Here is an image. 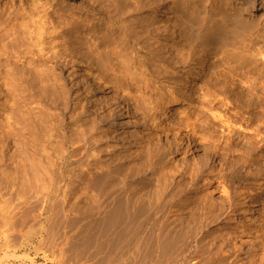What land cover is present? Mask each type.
Returning a JSON list of instances; mask_svg holds the SVG:
<instances>
[{
    "label": "rangeland",
    "instance_id": "obj_1",
    "mask_svg": "<svg viewBox=\"0 0 264 264\" xmlns=\"http://www.w3.org/2000/svg\"><path fill=\"white\" fill-rule=\"evenodd\" d=\"M156 258L264 264V0H0V264Z\"/></svg>",
    "mask_w": 264,
    "mask_h": 264
},
{
    "label": "bare ground",
    "instance_id": "obj_2",
    "mask_svg": "<svg viewBox=\"0 0 264 264\" xmlns=\"http://www.w3.org/2000/svg\"><path fill=\"white\" fill-rule=\"evenodd\" d=\"M255 1V3H259V1L260 0H254ZM231 3V2H230ZM232 4V3H231ZM260 5H262V4H258L257 6H260ZM230 6H232V5H230ZM229 6V7H230ZM231 9L232 8H234V6H232V7H230ZM163 12H162V10H159L158 11V13H157V17H163L164 15L162 14ZM226 27V26H225ZM217 29V28H216ZM219 30V29H218ZM221 30H223L224 31V29H221ZM220 30V31H221ZM215 30H213V32H214ZM218 33V32H217ZM219 34V33H218ZM207 35V34H206ZM212 35V33L210 34V36ZM213 36V35H212ZM214 36L216 37V35L214 34ZM219 37V36H218ZM193 76V75H192ZM191 76V77H192ZM189 85H187L186 87H188ZM177 105H180L179 103H172V104H170L169 106H168V109H167V113L169 114V116L170 115H172V113H173V110L176 108V106ZM190 146L194 149V151H198L201 155H204V156H206L207 154L205 153V151L204 150H201V149H199L198 147H196L195 145H191L190 144ZM208 156V155H207ZM105 173H103V176H105L104 175ZM101 175V174H100ZM102 176V175H101ZM102 181H103V179H102ZM96 182V181H95ZM113 182V181H112ZM105 183H106V181H105ZM99 184H100V182H99ZM111 184H113V183H111ZM107 189V188H106ZM114 189V188H113ZM107 190H109V189H107ZM107 190H104L103 189V191H105V192H107ZM112 190V189H111ZM103 193V192H102ZM261 190H259L258 188L256 189V190H254V192L252 193V195H251V199H248V195L246 194V193H243L242 195H241V202L243 203V204H245L247 207H248V209L249 210H252V209H254L255 208V203H254V200L256 199V198H259V196L261 195ZM104 194H106V193H104ZM110 194V193H109ZM129 206V205H128ZM153 206V205H152ZM151 205H150V207H152ZM124 207V206H123ZM140 207V206H139ZM146 207V206H145ZM148 208V207H147ZM119 209V208H118ZM129 209V208H128ZM141 209V208H140ZM113 211V210H112ZM111 211V212H112ZM116 212H117V209L115 210ZM122 211V210H121ZM123 213V212H122ZM142 213H144V212H142ZM133 214V213H132ZM146 214V213H145ZM106 216V215H105ZM124 216V215H123ZM103 217V216H102ZM101 217V218H102ZM114 214L113 213H109V214H107V216L106 217H104V218H102V220H100L99 222H100V225H101V227H102V225H103V227H104V224H105V226H107V225H111V224H113V220H114ZM148 218V217H147ZM116 220V219H115ZM118 220H119V218H118ZM97 221V220H96ZM98 222V221H97ZM118 222V221H117ZM120 222H122V221H120ZM134 222V220L132 221V223ZM147 222H148V220H147ZM119 223V222H118ZM116 224V223H115ZM87 225V224H86ZM92 225V224H91ZM99 225V224H98ZM117 225V224H116ZM120 225V224H119ZM115 226V225H114ZM102 227V228H103ZM124 227V226H123ZM128 231V230H127ZM163 233V232H162ZM160 237V236H159ZM163 238V237H162ZM117 239V238H116ZM120 240V239H119ZM138 240V239H137ZM160 240V239H159ZM84 246L85 247H87L88 246V244H86V243H84ZM165 250V249H164ZM156 259H158V258H156ZM151 264H169L167 261H165V260H163V259H158V260H156V261H153V262H151ZM172 264H174V262L172 263Z\"/></svg>",
    "mask_w": 264,
    "mask_h": 264
}]
</instances>
